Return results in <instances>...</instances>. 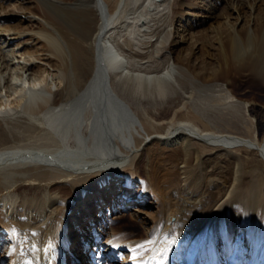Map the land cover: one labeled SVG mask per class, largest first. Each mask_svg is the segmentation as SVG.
Instances as JSON below:
<instances>
[{"label":"bare ground","instance_id":"1","mask_svg":"<svg viewBox=\"0 0 264 264\" xmlns=\"http://www.w3.org/2000/svg\"><path fill=\"white\" fill-rule=\"evenodd\" d=\"M185 72L203 86L165 118L157 101ZM245 81L264 88V0H0V264H264V171L247 174L239 154L264 165V136L182 119L196 99L241 106ZM196 144L236 153L205 170L199 196L182 180ZM22 184L45 189L43 204L22 197ZM95 199L112 201V216L136 209L154 228L118 235L112 218L95 216ZM30 201L40 207L24 214ZM71 218L80 236L67 233Z\"/></svg>","mask_w":264,"mask_h":264},{"label":"rangeland","instance_id":"2","mask_svg":"<svg viewBox=\"0 0 264 264\" xmlns=\"http://www.w3.org/2000/svg\"><path fill=\"white\" fill-rule=\"evenodd\" d=\"M68 24L71 28V31L74 32L79 29L80 20L79 22L78 21L69 22ZM79 33L80 32H76L75 34H79ZM198 39L199 37L197 36L195 40H198ZM25 49H32V47L29 46V47H26ZM170 52H171V49L167 47V49L163 51V57L170 54ZM187 73L188 72H185V75L178 76L179 77L178 81H179L180 86L178 84L174 85V91L171 90L169 92L167 99H165L164 101H159V100L157 101L159 108H163V107L167 108L166 111L168 112L165 113L166 115L165 118H171L174 110L184 106L185 99L191 95V92L193 91V89L197 90L203 86L201 85L202 83H200L199 81H195L191 76H188L189 74ZM48 75H47L48 77L46 76V79L48 83L51 85V87L53 86V88L55 89L56 87L55 83H58L56 81L57 79H55L58 77L55 70L52 73H49ZM86 78L87 76L84 77V81H86ZM116 86L119 89L120 87L122 88V85L120 83H117ZM119 89L118 91H119V95L122 101L128 102V103L130 102L133 106L135 105L134 107L132 106L133 112L136 111L134 112L135 116L139 119L141 118L144 119L145 117L142 115V111L139 107L140 103H137V101L133 99L131 95L124 94L121 92V89L120 90ZM237 91H238L237 93H239V95H242L243 97V102H242L243 104L241 106L233 107L232 109H225L223 108L222 105L220 107H216L218 105L210 107V105L205 106L207 104L203 105V102H200V101L198 102V100L196 99L195 100L196 105L192 106V110L190 109L186 114H184L182 116V119L183 120L186 119L188 121L189 120L194 121L196 124H198L201 128H204L205 130H209V131L213 130L218 133H225V134L240 136L244 138L261 139L264 136V108L262 107L264 104V88L260 87L259 85L252 84L250 82L245 81L238 85ZM141 103L146 107L155 105V103L151 100H144V101H141ZM144 147H145V144L142 145L141 150H143ZM195 149L196 150L192 149V151H196L197 153L195 156H193V159L191 161V166H194V167H191V171L182 169V178H183L182 180L189 184L190 189H188V191H192L199 196L200 193L202 194V190L205 187V181H206L205 180L206 179L205 170L214 167L215 164L217 167L218 166L220 167L223 163L219 162V160L217 159L218 157H220V159L223 162L234 161L236 153L235 152H223L222 154L218 156L216 151H205L198 144L195 145ZM188 150H190V147L185 145L183 148L184 157L187 155ZM144 153L145 152H143V156L140 157V159H138V167H137V169L139 168L138 171L141 174L142 179H146L147 177L146 170L148 168L146 169V166L149 164L147 161L148 154L146 153L144 154ZM239 154L251 162L250 165L245 170L247 174H250V172L255 173L258 170L264 171V165L262 164L260 166L258 164L259 163L258 161H260L261 157L256 152H251V153L242 152ZM213 183H215V181ZM113 191H116V190H113ZM19 193L22 197L34 198L33 199L34 201H40L41 204H43L44 196L46 195L45 189H39V185L34 186L33 184L31 185L22 184V186H20L19 188ZM116 195L119 197L120 193L116 192L115 196ZM113 200H114V197L112 198V201ZM111 202L110 204L103 203L102 205L101 202L97 204V201L95 199L94 214L95 216H97L98 211L96 210L100 209L105 214L104 215L102 213L103 218H107V217H109V219L112 218L110 223L113 229L117 231L116 233H118V235L138 237L140 235H143L145 232L154 228V226H152L151 223L147 221V217H145L144 214L141 215V217H139L138 219H135L134 217H132L134 215L136 217V215L138 214V211L136 212V209H133V210L128 209L126 210V212H122V210L125 209L123 204L121 206L119 205L120 207L119 217L117 215L112 216V213L108 211L114 205V204L112 205ZM126 202H128V200ZM80 203L82 202H79V204ZM152 205L154 204L152 203ZM39 207H40L39 205H33V202L30 201L27 205L26 210H24V214H30L31 210H33L34 208L37 210V208ZM150 209L151 210H147L149 211V213L150 212L157 213L155 211V206H151ZM222 209H227V206L222 205L220 210ZM72 212H75L76 214V209L74 208ZM88 218L86 222L87 225H89L91 221L95 219V218H91L92 219L91 220L90 218L89 219ZM71 219H69L70 224L68 226L67 233L70 236L74 235V237L78 235L80 236L81 233L83 232L82 231L78 232L76 225L73 223V219L72 220ZM202 222L203 220L199 221L200 225L202 224ZM106 240H107L106 237L100 238L99 234L96 237V243L99 247H105L106 246L105 244H107ZM2 246L4 250V245L0 243V251H2ZM12 253H9V254H12ZM71 255H72V252H71ZM81 258L83 257L80 256V259ZM122 259L123 258L119 260V264H124V262H122ZM90 260L91 258L90 256H88L86 264L87 263L91 264ZM5 264H10V263L9 261H7L5 262Z\"/></svg>","mask_w":264,"mask_h":264},{"label":"snow or ice","instance_id":"3","mask_svg":"<svg viewBox=\"0 0 264 264\" xmlns=\"http://www.w3.org/2000/svg\"><path fill=\"white\" fill-rule=\"evenodd\" d=\"M143 247H144L143 244L137 246V248H143Z\"/></svg>","mask_w":264,"mask_h":264}]
</instances>
